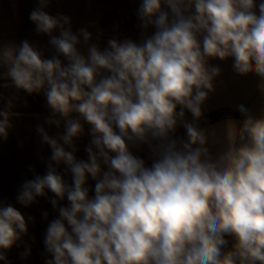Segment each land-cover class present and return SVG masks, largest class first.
I'll return each mask as SVG.
<instances>
[{
	"label": "clouds",
	"instance_id": "9594fccd",
	"mask_svg": "<svg viewBox=\"0 0 264 264\" xmlns=\"http://www.w3.org/2000/svg\"><path fill=\"white\" fill-rule=\"evenodd\" d=\"M48 7L37 0L29 19L49 37L50 58L28 40L0 45L4 87L43 93L45 123L63 126L50 135L36 125L50 149L46 160L38 154L46 171L29 165L33 178L16 194L25 208L44 197L58 212L44 233V264H264V109L254 115L237 104L242 120L200 125L221 74L211 59L232 58L234 72L254 73L264 95V0H140L141 42L109 39L103 50ZM17 99L0 95V140L19 115ZM84 123L86 160L75 155ZM221 132L226 147L214 155ZM140 145L152 152L151 166L134 154ZM29 222L35 218L0 200L4 264ZM30 255L23 242L21 258Z\"/></svg>",
	"mask_w": 264,
	"mask_h": 264
},
{
	"label": "crops",
	"instance_id": "0c3cea01",
	"mask_svg": "<svg viewBox=\"0 0 264 264\" xmlns=\"http://www.w3.org/2000/svg\"><path fill=\"white\" fill-rule=\"evenodd\" d=\"M139 3V0H49V7L45 10L53 16L63 14L70 17L73 32L86 28L92 34L91 43L97 44L103 50L107 47L109 39L121 41L131 39L137 43L141 42L143 38L141 33L144 30L141 29L140 20L136 15ZM36 6L37 0H0V45L19 44L23 40H28L40 47L45 57L50 58L54 54V49L48 44L49 37L38 34L35 24L29 19L31 11ZM154 30L150 27L145 35H151ZM54 35H59V30L54 32ZM80 49L86 54L87 50L83 45ZM64 62L67 63V61ZM210 64L218 66L221 74L216 78L214 91L209 94L205 102L203 116L226 109L236 111L235 105L237 104H244L254 115H259L264 109V95H261L256 87L258 77L254 73L236 74L232 67V58L224 61L211 59ZM5 83L7 81L0 76V95L18 97L14 101L12 111L19 115L11 121L14 127L9 130L8 139L0 140V200L15 206L25 217L35 218V223L29 222L28 224L29 234L24 236L20 245L13 247L7 256L10 264H44V233L48 223L58 216V212L44 197L38 198V203L25 208L17 203L16 194L24 179L33 178V173L28 170L29 165L33 166L36 174L43 175L46 171L45 161L40 160L39 155L46 160L50 156V149L48 145L41 143L35 131L36 125H43L50 135H55L58 131L62 132L63 126L57 129L45 123L50 109L43 93L29 95L14 87H4ZM187 118L192 119L190 113L187 114ZM228 119L239 121L233 115H224L210 124L200 121V125L201 127H212ZM89 128L90 126L84 123V133L75 141L78 149L75 153L77 159H87L85 147L91 139ZM176 136L184 138L185 130L182 127L178 128ZM219 141L211 145L214 155L226 147L222 132ZM63 169L64 166L61 165L59 170L62 173ZM65 179L70 182V175H66ZM94 184L95 182L89 179L90 189L94 188ZM49 195L52 194L49 193ZM91 195H94L93 191H90ZM67 204L66 199L61 202L62 206H67ZM44 211L48 212L47 220L42 216ZM23 242H27L31 247V255L27 259H22L20 256V252L23 251ZM0 264L4 262L0 261Z\"/></svg>",
	"mask_w": 264,
	"mask_h": 264
},
{
	"label": "trees",
	"instance_id": "16d2710c",
	"mask_svg": "<svg viewBox=\"0 0 264 264\" xmlns=\"http://www.w3.org/2000/svg\"><path fill=\"white\" fill-rule=\"evenodd\" d=\"M224 115H233L235 116L239 121L243 119L242 115L239 112L233 111V110H220L216 113H212L206 116H203L201 119V122L204 124H210L213 123L215 121H217L220 117L224 116ZM233 243V241L231 240V238H229V247H231V244Z\"/></svg>",
	"mask_w": 264,
	"mask_h": 264
},
{
	"label": "rangeland",
	"instance_id": "374dc122",
	"mask_svg": "<svg viewBox=\"0 0 264 264\" xmlns=\"http://www.w3.org/2000/svg\"><path fill=\"white\" fill-rule=\"evenodd\" d=\"M132 150H133L134 154L142 157L148 166H151V161H150L149 155L143 150L141 145L138 147H134Z\"/></svg>",
	"mask_w": 264,
	"mask_h": 264
},
{
	"label": "built area",
	"instance_id": "2783aa9c",
	"mask_svg": "<svg viewBox=\"0 0 264 264\" xmlns=\"http://www.w3.org/2000/svg\"><path fill=\"white\" fill-rule=\"evenodd\" d=\"M141 146H142L143 150L149 155V158H150V161H151V164H152L153 158H154L152 152L147 148L146 145H141Z\"/></svg>",
	"mask_w": 264,
	"mask_h": 264
}]
</instances>
